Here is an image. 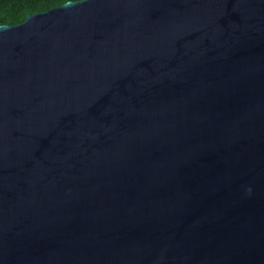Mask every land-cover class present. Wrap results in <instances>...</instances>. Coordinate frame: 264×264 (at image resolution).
I'll return each mask as SVG.
<instances>
[{
    "label": "water",
    "instance_id": "water-1",
    "mask_svg": "<svg viewBox=\"0 0 264 264\" xmlns=\"http://www.w3.org/2000/svg\"><path fill=\"white\" fill-rule=\"evenodd\" d=\"M0 264H264V0L0 25Z\"/></svg>",
    "mask_w": 264,
    "mask_h": 264
},
{
    "label": "trees",
    "instance_id": "trees-1",
    "mask_svg": "<svg viewBox=\"0 0 264 264\" xmlns=\"http://www.w3.org/2000/svg\"><path fill=\"white\" fill-rule=\"evenodd\" d=\"M68 1L79 0H0V25H17L30 14L56 8Z\"/></svg>",
    "mask_w": 264,
    "mask_h": 264
}]
</instances>
